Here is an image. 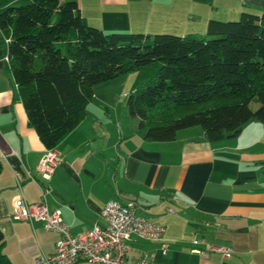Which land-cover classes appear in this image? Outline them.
Returning a JSON list of instances; mask_svg holds the SVG:
<instances>
[{
	"label": "crops",
	"instance_id": "obj_1",
	"mask_svg": "<svg viewBox=\"0 0 264 264\" xmlns=\"http://www.w3.org/2000/svg\"><path fill=\"white\" fill-rule=\"evenodd\" d=\"M67 1L104 34L202 37L209 21L264 12V0H60ZM135 78L129 73L93 87L85 117L54 149L59 163L44 180L38 165L46 148L28 126L7 58L0 59V231L9 264H37L54 254L60 238L39 222L12 218L20 196L58 211L73 236L103 226L106 203L133 201L137 214L164 234L154 242L133 237L131 258L264 264V126L251 121L238 136L214 143L199 127L180 130L169 142L146 141L125 110ZM212 247L231 253L223 258Z\"/></svg>",
	"mask_w": 264,
	"mask_h": 264
},
{
	"label": "trees",
	"instance_id": "obj_2",
	"mask_svg": "<svg viewBox=\"0 0 264 264\" xmlns=\"http://www.w3.org/2000/svg\"><path fill=\"white\" fill-rule=\"evenodd\" d=\"M7 58L28 126L46 149L80 123L93 87L135 73L129 119L149 142L199 127L208 142L264 126V12L209 21L205 35L104 34L75 1L0 0V59ZM0 264H9L2 253Z\"/></svg>",
	"mask_w": 264,
	"mask_h": 264
},
{
	"label": "built area",
	"instance_id": "obj_3",
	"mask_svg": "<svg viewBox=\"0 0 264 264\" xmlns=\"http://www.w3.org/2000/svg\"><path fill=\"white\" fill-rule=\"evenodd\" d=\"M58 163L54 149H46L38 165L41 178L49 180ZM45 194L46 191L43 190V197ZM137 210L133 201L123 204L110 201L101 210L104 225H96L89 232L75 236L70 234L58 211H49L45 204L29 205L22 196L15 201L12 218L16 221L39 222L46 231L60 236L54 254L39 257L37 264H153L146 253L131 258L128 243L133 237L150 242L158 241L164 234V228L139 216ZM211 251L223 258H228L231 253L226 247H212ZM192 252L205 256L197 249Z\"/></svg>",
	"mask_w": 264,
	"mask_h": 264
},
{
	"label": "rangeland",
	"instance_id": "obj_4",
	"mask_svg": "<svg viewBox=\"0 0 264 264\" xmlns=\"http://www.w3.org/2000/svg\"><path fill=\"white\" fill-rule=\"evenodd\" d=\"M132 75H134V77H135V73H132ZM256 236V235H255ZM259 236L261 237L260 239H264V234L260 231L259 232ZM264 244V243H263Z\"/></svg>",
	"mask_w": 264,
	"mask_h": 264
}]
</instances>
